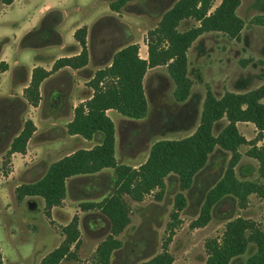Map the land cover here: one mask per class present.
I'll return each instance as SVG.
<instances>
[{"label":"rangeland","instance_id":"1","mask_svg":"<svg viewBox=\"0 0 264 264\" xmlns=\"http://www.w3.org/2000/svg\"><path fill=\"white\" fill-rule=\"evenodd\" d=\"M176 1L128 0L117 11L110 8L115 0H14L11 6L0 2V58L10 64L8 73L0 75L2 264H39L62 241V229L74 217L79 231L76 259L58 264H97L95 249L109 233L110 222L98 209L82 210L80 205L98 202L110 193L116 178L114 168L68 178L64 198L50 209L49 215L41 197L18 199L15 188L39 179L60 157L78 149H89L96 143V137L83 140L66 132V122L73 117V105L92 95L90 80L98 69L107 66L118 49L136 43L140 55L146 54L148 30L156 26ZM219 3L220 0H213L209 11ZM44 5H49V11L42 13ZM236 14L243 20L237 38L222 32H207L199 35L187 50V75L192 82L187 99L177 102L173 98L174 83L166 67L160 65L150 67L145 73L147 110L143 118L132 119L115 110L108 111L115 123L117 163L140 164L155 141L178 139L192 133L198 125L207 89L219 97L224 91L244 92L264 84V24L258 20L264 16V0H240ZM29 24L36 25L35 30L24 39L21 30ZM194 25H197L194 19H184L178 30ZM81 26L86 28L87 64L78 69L67 66L57 75L55 85L61 84L62 88L57 109L48 108L47 83L42 84L37 106L29 105L23 97L22 85L31 66L36 61L43 66L60 54L73 56L80 51L71 32ZM55 42H61L63 47ZM5 67L7 63L0 60V71ZM26 119L32 120L35 130L25 151L9 154L10 144ZM225 124V119L216 122L213 133L217 134ZM238 130L248 139L256 135L252 123L240 122ZM247 148V145L239 148L241 158L234 168L236 177L264 185L257 173L256 160L244 153ZM229 156V152L216 147L190 188L183 192L185 207L168 244L173 264H203L207 257L205 242L220 238L226 222L238 216L253 220L264 231V197L257 194L249 195L243 208L236 198L227 196L213 207L205 226L189 225L197 217L207 190L221 177ZM178 190L176 176L170 174L165 179L161 200L154 197L156 190L141 201L123 197L130 209V222L118 236L122 245L111 254L110 264H138L161 251ZM255 250V244L248 243L244 253L231 258L228 264H244Z\"/></svg>","mask_w":264,"mask_h":264},{"label":"trees","instance_id":"2","mask_svg":"<svg viewBox=\"0 0 264 264\" xmlns=\"http://www.w3.org/2000/svg\"><path fill=\"white\" fill-rule=\"evenodd\" d=\"M9 4L12 0H1ZM128 0H115L110 4L118 10ZM213 0H177L160 18L154 28L147 32V58L139 57V46L130 43L118 49L109 66L98 69L90 80L92 95L74 107L73 117L66 124V132L91 139L95 133L102 135L99 143L89 149H78L52 162L45 173L31 183L15 188L16 197L38 196L44 201L46 214L53 206L59 205L66 193V180L78 174H94L112 167L116 178L110 193L98 202L82 203V210L98 209L110 222V230L97 245L96 263L110 264L111 254L121 247L118 236L130 222L129 207L124 201L128 196L133 201H141L156 190L154 197L161 200L165 179L170 174L176 176L178 192L174 195L168 235L162 243L161 251L138 264H173V256L168 252V244L173 229L180 222V212L185 207L183 194L192 185L195 175L206 165L209 155L216 147L229 152L227 165L217 182L207 190L197 217L190 227L205 226L214 206L227 196L236 198L243 208L248 196L257 194L264 197V185L251 180L238 179L235 166L241 153L239 148L247 145L245 155L257 162V173L264 181V84L244 91H224L217 97L207 89L202 102L198 125L189 135L178 139L155 141L146 159L137 167L119 164L114 157V123L106 114L113 109L119 114L132 118H143L147 110V100L143 89V77L150 67L165 66L174 83L173 98L182 102L189 96L192 82L187 75V50L194 40L207 32H222L230 38H237L243 20L236 14L240 0H220L210 12ZM192 18L197 25L178 30L180 22ZM264 24V16L258 17ZM86 28L81 26L73 33L80 51L73 56L56 59L50 70L36 66L31 71L28 85L23 89V97L29 105L37 106L40 100V83L61 67L74 69L87 64ZM225 119V126L213 133L216 122ZM238 122H250L255 126L256 135L246 139L238 130ZM35 130L31 119H26L21 131L13 138L8 153H24L26 143ZM63 239L54 249L44 255L39 264H58L62 260L76 259L79 231L76 218L62 229ZM254 243L256 250L244 264H264V231L251 219L236 217L226 222L220 238L205 242L207 257L203 264H228L231 258L241 255L248 243ZM0 264L1 258H0Z\"/></svg>","mask_w":264,"mask_h":264},{"label":"crops","instance_id":"3","mask_svg":"<svg viewBox=\"0 0 264 264\" xmlns=\"http://www.w3.org/2000/svg\"><path fill=\"white\" fill-rule=\"evenodd\" d=\"M0 2H2L1 0H0ZM13 2H14V0H12L11 1V3H9V4H6V3H4V2H2L3 4H5L6 6H11L12 4H13ZM49 5H44L43 7H41V12L42 13H45V12H47V11H49ZM48 9V10H47ZM35 26L36 25H33V24H29V25H27V26H25L22 30H21V37H24V39L29 35V34H31V33H33L34 32V30H35ZM32 31V32H31ZM74 31H75V29H73V31L71 32V35H72V37H73V33H74ZM73 40H75L74 38H73ZM60 48H62L63 47V45L61 44V42H55ZM76 44V48H79L80 49V47L79 46H77V42H75L74 41V45ZM73 45V44H72ZM78 52L79 51H77L75 54H78ZM138 54H139V57L140 58H143V59H146L147 58V52H146V54L145 55H140V53L138 52ZM60 57H64V55H62V54H60V56H58V57H56L54 60H51V61H49V63H46L45 62V64L43 65V66H41V65H39V63L36 61V63H34L32 66H31V69H30V71H28V73L26 74V76H25V78H24V83H23V85H22V92H23V89L28 85V83H29V81H30V78H31V71H32V69L34 68V67H36V66H41V67H43L45 70H50L51 69V67H52V65H53V63H54V61L56 60V59H58V58H60ZM0 60H2V61H4L5 63H7V68L5 67L3 70H1L0 71V75L1 76H4V75H6L7 73H8V71H9V69H10V64L6 61V60H3L2 58H0ZM110 62H111V60L109 61V63L107 64V66H109L110 65ZM22 67H24V66H22ZM68 67L67 66H65V67H63V68H61V69H59L58 71H56L55 73H53V74H50L48 77H46L41 83H40V85H39V94H40V96L42 95V84L43 83H47L46 85H47V89L49 90V92H48V98H49V102H48V108L50 109V110H55V109H57L58 107V104H57V101H58V96L59 95H57V89H56V78L57 77H59V76H57V75H59V73H61V71L62 70H65V69H67ZM70 68V67H69ZM149 69V68H148ZM148 69H147V71H148ZM147 71H146V73H147ZM144 78H145V75H144V77H143V86H144ZM55 79V80H54ZM233 92H235V91H233ZM222 95V94H221ZM220 95V96H221ZM90 97V96H89ZM88 97V98H89ZM81 100H83V99H81ZM80 100V101H81ZM73 107H75V105H73ZM111 110H113V109H109V110H107L106 111V113H107V115L109 116V114H108V111H111ZM72 119V118H71ZM71 119H69L66 123H68ZM111 120L113 121V119L111 118ZM114 122V121H113ZM65 123V124H66ZM240 122H238L237 123V127H238V124H239ZM241 123H244V124H247V123H250V122H241ZM114 125H115V123H114ZM253 125V124H252ZM254 126V125H253ZM254 129H255V126H254ZM52 131H54V130H52ZM241 133V132H240ZM242 134V133H241ZM255 134H256V129H255ZM243 135V134H242ZM71 136H73V135H71ZM244 136V135H243ZM93 137H96V143L95 144H97V143H99V141L101 140V138H102V135L100 134V133H95L94 135H93ZM92 137V138H93ZM245 137V136H244ZM91 138V139H92ZM246 139H248L247 137H245ZM82 139L83 140H91V139H84L83 137H82ZM262 142H264V130H263V139L261 140ZM261 141H259V142H261ZM95 144H93V145H95ZM258 145H259V143H257ZM61 158V157H60ZM59 158V159H60ZM58 160V159H57ZM56 161V160H55ZM139 164H137V165H133L132 167H137Z\"/></svg>","mask_w":264,"mask_h":264},{"label":"flooded vegetation","instance_id":"4","mask_svg":"<svg viewBox=\"0 0 264 264\" xmlns=\"http://www.w3.org/2000/svg\"><path fill=\"white\" fill-rule=\"evenodd\" d=\"M56 89H57V95H60L61 90H62L61 84H58L57 87H56Z\"/></svg>","mask_w":264,"mask_h":264},{"label":"water","instance_id":"5","mask_svg":"<svg viewBox=\"0 0 264 264\" xmlns=\"http://www.w3.org/2000/svg\"><path fill=\"white\" fill-rule=\"evenodd\" d=\"M32 203H29V206L31 205Z\"/></svg>","mask_w":264,"mask_h":264}]
</instances>
